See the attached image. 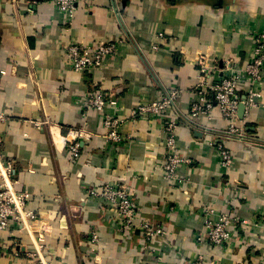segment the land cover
<instances>
[{
  "label": "crops",
  "instance_id": "obj_1",
  "mask_svg": "<svg viewBox=\"0 0 264 264\" xmlns=\"http://www.w3.org/2000/svg\"><path fill=\"white\" fill-rule=\"evenodd\" d=\"M259 33L264 0L82 1L71 21L49 0H0V168L10 163L14 190L29 196L21 218L0 233V264H264V64L261 80L238 90L258 97L237 120L246 141L224 139L234 155L230 168L202 131L228 126L215 104L176 131L175 153L187 161L177 170L182 183L165 178L163 130L197 99L196 58L245 66ZM120 40L95 70L74 71L65 54L72 43ZM171 90L178 97L164 113L132 119L137 106ZM92 93L106 99L102 112L85 111ZM104 115L122 120L120 142L106 139ZM77 128L91 137L79 141L74 158L66 136ZM105 185L127 187L136 224L161 226L155 250L143 246L136 227L120 233L109 203L89 194ZM221 214L232 217V238L221 247L197 242L206 221Z\"/></svg>",
  "mask_w": 264,
  "mask_h": 264
},
{
  "label": "built area",
  "instance_id": "obj_2",
  "mask_svg": "<svg viewBox=\"0 0 264 264\" xmlns=\"http://www.w3.org/2000/svg\"><path fill=\"white\" fill-rule=\"evenodd\" d=\"M53 5L63 13L67 20L71 21L75 14L77 4L82 1L93 0H49ZM119 42L100 41L91 45H82L72 43L65 48V54L68 57L71 68L76 72H85L100 68L105 59L116 54ZM199 68L202 81L199 83L197 99L191 103L187 115L180 116L178 119H171L164 123L163 130L166 133L167 155L164 165L165 178L182 183L177 175L180 165L187 163L175 153L176 150V131L181 125H192V120L201 114H209L215 104L221 113V116L228 122L226 129L220 133H213L208 129H203L206 134H211L210 145L220 160L224 168H230L234 161V155L224 144V139L235 141H246L247 135L243 127L237 125L238 108L240 103L244 105V115L256 106L258 94L253 89H249L245 96L241 97L238 93L240 85L248 83L253 86L262 78V67L264 64V33L255 36V45L251 53V60L245 65L240 66L238 63L224 61L219 66L211 63L206 56H199L195 60ZM211 95V99L208 98ZM178 97L177 90L168 91L160 100L148 104L137 106L131 113L133 120L144 119L149 116H159L167 108L174 104ZM115 105V101L108 102ZM107 105L106 99L97 93L87 94L85 96V111L98 110L103 111ZM6 116L0 113V122L5 121ZM122 120L104 115L103 124L107 129L106 139L113 143L122 140L120 125ZM38 124V123H36ZM91 134L85 129H70L66 136L67 148L71 151L72 156L77 158L80 155L79 141L88 139ZM12 171L10 163H4L0 168V233L3 232L12 219H20L24 212L29 196L25 192L16 191L13 188L15 181H9L8 177ZM7 180V181H5ZM10 182V183H9ZM92 196L104 198L111 206L112 211L117 216L120 233H125L132 228H138L143 236V246L149 250L152 248V242L156 238L163 237L164 231L161 226L152 224L147 221L135 223L137 218V204L134 198L129 194L124 185H105L100 190H90ZM212 209L206 206L204 214L209 215ZM232 217L221 214L214 222L206 221V233L196 235V241L209 243L221 247L232 238L233 226ZM234 232H236L234 230ZM99 241L96 231L89 234V245L94 248ZM188 264H202V258Z\"/></svg>",
  "mask_w": 264,
  "mask_h": 264
},
{
  "label": "water",
  "instance_id": "obj_3",
  "mask_svg": "<svg viewBox=\"0 0 264 264\" xmlns=\"http://www.w3.org/2000/svg\"><path fill=\"white\" fill-rule=\"evenodd\" d=\"M244 114V105L243 103H240L239 108H238V117L242 118Z\"/></svg>",
  "mask_w": 264,
  "mask_h": 264
}]
</instances>
